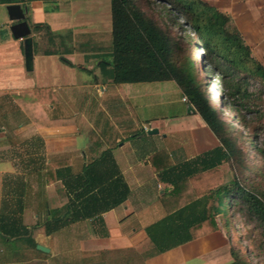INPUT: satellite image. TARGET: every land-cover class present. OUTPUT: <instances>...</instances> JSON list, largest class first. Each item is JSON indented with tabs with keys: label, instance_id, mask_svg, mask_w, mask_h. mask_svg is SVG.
Wrapping results in <instances>:
<instances>
[{
	"label": "crops",
	"instance_id": "obj_1",
	"mask_svg": "<svg viewBox=\"0 0 264 264\" xmlns=\"http://www.w3.org/2000/svg\"><path fill=\"white\" fill-rule=\"evenodd\" d=\"M4 1L0 0V213L2 207L15 208L21 194L22 222L31 229L30 237L36 246L43 245L49 251L32 247L27 241H4L0 236V264L228 263L231 240L223 230L206 233L160 254L148 253L151 250H148L145 227L165 216L162 194L172 186L166 183L163 188L155 186L156 182V185L160 184L159 171L151 161L161 157L155 153L158 146L148 152L147 165L139 164L138 169L128 166L118 149L126 144V131L132 129L135 133L137 125L134 123L130 127L127 122L123 123L121 117L125 113L108 112L98 101L109 99L112 90L119 107L127 106L119 91L113 88L114 83L110 80L102 82L97 66L98 58L107 54L99 44L101 34L110 39V0ZM203 1L226 13L240 32L244 19L255 14L256 0ZM9 3H18L27 9L26 21L33 41L30 71L24 65L23 40L15 39L9 30L12 21L5 9ZM37 24L43 26L35 28ZM66 35L71 39L66 44H59ZM60 57L75 65L77 75L73 83L65 81V65H68ZM82 71L91 74V80L79 83ZM161 88L180 93L181 101L187 103L174 81H164ZM93 89L97 90L98 97ZM64 94L74 106L68 112ZM157 95L161 97L160 93ZM79 96L84 98L83 101ZM127 107L134 114L133 108ZM87 113L99 115L101 120L96 122L93 117L94 121L90 123L86 119ZM188 113L181 119L186 120ZM113 115L118 124L113 123ZM158 128L157 134L163 133L166 137L176 125L165 124L164 128ZM91 131L105 147L112 149L113 158L129 186V195L122 203L98 216L46 234L43 223L48 210L60 208L65 203L64 195L58 198L54 194V185L90 161L86 141ZM115 145L117 147L113 149ZM114 151L120 154L116 155ZM136 157L138 162L140 159ZM129 172L137 184L130 181ZM139 176L147 177L144 183L139 184ZM7 192L9 195L6 196Z\"/></svg>",
	"mask_w": 264,
	"mask_h": 264
},
{
	"label": "trees",
	"instance_id": "obj_2",
	"mask_svg": "<svg viewBox=\"0 0 264 264\" xmlns=\"http://www.w3.org/2000/svg\"><path fill=\"white\" fill-rule=\"evenodd\" d=\"M110 4L109 47L103 48L107 54L97 60L102 82L110 80L114 84H122L172 80L203 123L211 129L225 151L226 160L245 152L243 145L238 147L227 116H223L195 78L191 70L194 62L190 64L192 55L186 52V56L181 58L177 54L166 14L173 12L172 18L181 21L177 26L182 31H186L182 27H189L197 37L193 47L203 50V59L210 65L208 71L214 70L218 74L221 86L218 91L224 94L221 103L231 112L235 111L237 123L247 128V121L240 111L244 109L243 101L248 98V86L252 80L264 94V66L252 56L241 33L230 24V17L203 0H110ZM144 6H157L161 11L155 15L151 7V15ZM42 26L37 24L34 27ZM65 37L59 44H66L71 39L70 35ZM60 59L75 67L66 58ZM247 141L254 153L264 159V146L257 141V134L249 136ZM86 143L90 161L55 184L58 191L63 192L65 203L60 208L48 210L43 223L46 234L98 216L122 203L129 195V186L113 158L112 149L105 147L92 131L88 132ZM160 150L156 153L159 154ZM164 161L158 176L161 182L172 188L162 194L165 216L145 227L148 250H151L149 255L163 253L219 230L216 219L219 218L231 240L230 255L233 259L228 264H255L244 257L238 242L233 244L231 218L239 215L252 224L255 254L264 259L263 192L256 190L257 196L241 185L235 176L219 182L214 172L220 161L219 152L212 155L207 151L174 165L170 162L164 164ZM213 172L214 177H211ZM22 212L19 194L15 208L2 207L0 236L4 241L22 240L35 247L36 243L30 237L31 229L22 222Z\"/></svg>",
	"mask_w": 264,
	"mask_h": 264
},
{
	"label": "rangeland",
	"instance_id": "obj_3",
	"mask_svg": "<svg viewBox=\"0 0 264 264\" xmlns=\"http://www.w3.org/2000/svg\"><path fill=\"white\" fill-rule=\"evenodd\" d=\"M255 5V14L251 15V18L247 17L244 19V24L242 23L240 27L241 32L232 19L230 24L233 27L235 26L241 33L243 40L251 49L252 56L258 59L264 66V0H256ZM151 7L153 12H155V15L161 11V9L157 6ZM151 7L144 6L143 8L152 15L150 12ZM253 13L254 11L251 12V14ZM173 16V12L171 14L170 12L166 14L173 42L177 48V54L181 58H184L187 53L192 55L191 58L193 61H191L190 64H193L194 62L191 66V70L194 73L195 78L201 82V88L209 94L215 106H217L223 116H227V121L230 123L234 131L232 133L237 139V145L239 148L243 145L245 152L241 153L243 155L240 154L237 156H231L228 160H226L224 158L225 151L221 147L219 141L214 136L208 125L203 123L200 115L195 113V109L194 112L190 111L188 113L189 116L186 120L181 119L182 116H186L189 103L188 101H186L187 103L181 101L182 96L180 93H170L168 90L161 88L164 81L122 83L113 85V88L115 87L116 90L119 91V95L123 98L124 103H126L124 105H127L130 108L132 107L134 114L128 110L127 106L126 108L119 107L116 103V97H114L116 93L112 90L110 91L112 98H106L105 102L104 100L103 102L100 101V99L98 100L103 107L106 106L108 112H115L119 114L125 113L121 117L123 123L127 122L130 127L134 123L137 125L135 133L132 129L126 131V139H124L126 144L122 148L118 149V152H120L121 155L123 154L122 156L126 158V161L129 163L128 166H130L131 169H138L139 164L140 166L148 164L147 160L150 158L148 157L150 154L148 152L151 151L154 146H158L157 149H161L160 153H155L161 156V158L157 157V159L159 158L158 161H151V163H154V165H156V169L159 171L163 167L161 163H163L164 160V164L165 162L166 164L170 162L174 165L181 163L186 159L199 156L207 151H210L212 155L219 152L220 161L218 163V167L214 170V172L216 171L215 177L219 179V182H221V179L225 180L229 177L232 178L235 176L240 184L247 190L255 193L256 195V190L264 193V159L254 153V149L247 141L249 136L257 134V141L261 146H264V94L260 93V87L252 80L248 86V98L243 101L244 109H241L240 111L244 115L248 124L247 128H243L239 123H237L235 111L231 112L223 103H221V98L224 97V94L218 91V88L221 87L219 85L218 74L214 70L208 71L210 65L203 59V54L201 53L203 50H201L200 47H193V43L195 44L197 37L193 35L189 27H182V29L186 30L182 31L177 26V23L181 22L180 19L172 18ZM101 38L102 39L99 41V44H101L102 48L105 47L107 49L109 47L108 35L101 34ZM65 67V81L68 84L73 83L77 75V69L66 65ZM80 73L79 83L89 81L93 77L86 71H82ZM82 90H84V87ZM92 92L98 97L97 90L95 91V89H93ZM158 93L161 94L160 98L157 95ZM153 94L155 96H153ZM79 98L82 101L84 99L82 96H79ZM87 99L90 100V97ZM63 101L66 111H71L74 108L65 94L63 96ZM146 103H151L152 105L144 106L143 104ZM98 116L99 115L91 116L90 113H87L86 119L88 122L93 123V117H95L96 122L101 120ZM149 119L152 120L149 121ZM81 122L83 123V121ZM113 123L118 124L117 118L114 115ZM165 124H169L170 126L173 124L176 125V128L170 131L166 137H163V133L151 135L147 134V128L149 126L153 128L161 126L164 128ZM110 130L115 132L113 128ZM116 147L117 146L115 145L113 149H116ZM118 152L114 151V154H120ZM142 154H144V156H142ZM135 155L137 156L136 159H140L138 162L135 161ZM136 165H138V167ZM143 170H146V168ZM214 172L211 177H214ZM132 176L133 174L129 172L130 181L137 184L136 180H132V178L135 179V177ZM207 177L208 174L206 175V178ZM146 178V176H139V184L144 183L143 180H146ZM156 184L157 182L155 183V186H160V188H163L165 185L164 183H161V179L160 184ZM166 185L168 184L166 183ZM54 194L57 195L58 198L63 196L62 192L58 191L56 185H54ZM258 194L260 195V193ZM216 219L220 227L219 230L225 231L223 229V222L219 221V218ZM231 225L234 228L231 231L233 234V244L238 242L239 249L243 253L244 257L250 262L255 264H264L262 256L258 255V253L255 254V247L252 239L254 234L252 224L243 217L236 215L231 218ZM230 257L231 260L228 263L232 262L233 258L232 256Z\"/></svg>",
	"mask_w": 264,
	"mask_h": 264
},
{
	"label": "water",
	"instance_id": "obj_4",
	"mask_svg": "<svg viewBox=\"0 0 264 264\" xmlns=\"http://www.w3.org/2000/svg\"><path fill=\"white\" fill-rule=\"evenodd\" d=\"M13 1V0H9ZM8 19L12 21V24L9 26V30L12 36L15 39L23 40L24 48V65L27 71L32 70L33 67V46H32V37L30 36V27L26 21L27 9L25 6H21L18 3H9L5 6ZM195 111L194 108L189 104L188 112ZM157 128L147 129V134H157ZM39 250L48 252V248L43 245L36 246Z\"/></svg>",
	"mask_w": 264,
	"mask_h": 264
},
{
	"label": "built area",
	"instance_id": "obj_5",
	"mask_svg": "<svg viewBox=\"0 0 264 264\" xmlns=\"http://www.w3.org/2000/svg\"><path fill=\"white\" fill-rule=\"evenodd\" d=\"M183 101H187L185 96L183 97Z\"/></svg>",
	"mask_w": 264,
	"mask_h": 264
}]
</instances>
